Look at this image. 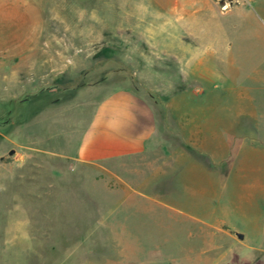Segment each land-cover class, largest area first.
<instances>
[{
  "label": "rangeland",
  "instance_id": "rangeland-1",
  "mask_svg": "<svg viewBox=\"0 0 264 264\" xmlns=\"http://www.w3.org/2000/svg\"><path fill=\"white\" fill-rule=\"evenodd\" d=\"M174 3L0 0V264H241L230 256L264 243V120L258 152L238 155L246 177L212 174L207 160L172 184L173 198L158 178L150 198L123 201L92 168L73 172L46 149L80 132L88 97L129 87L165 118L210 124L232 106L233 59L264 69L261 1ZM203 55L210 72L199 70ZM254 260L245 264H264L260 251Z\"/></svg>",
  "mask_w": 264,
  "mask_h": 264
},
{
  "label": "crops",
  "instance_id": "crops-1",
  "mask_svg": "<svg viewBox=\"0 0 264 264\" xmlns=\"http://www.w3.org/2000/svg\"><path fill=\"white\" fill-rule=\"evenodd\" d=\"M174 1V8L187 4L186 0ZM252 1L264 4V0ZM199 70L211 71L204 64V55ZM232 72V106H223L226 112L215 115V122L209 124L207 116L193 118L187 113L182 118L172 113L165 118L149 97L129 87H121L99 98L91 96L86 98V102L82 101V108L88 113L87 116L79 115L74 121L75 126H80V132L58 140L57 149H46L70 161L73 172L78 167L92 168L95 176H89L97 183H105L110 193L121 194L123 201L150 198L145 191L158 178H166L170 185L167 195L173 198L172 184L184 175L188 179V173L201 172L207 160L210 167L214 166L210 168L212 174L221 170L222 178L246 177L250 171L244 163L246 157L240 160L238 155L246 149L247 158L253 157L260 147L253 137L260 135L257 121L264 120V98L259 88L260 84L264 86V69H249L233 59ZM209 131L211 135L222 134L226 138L211 144L207 138ZM44 136L43 140L47 139ZM251 170L254 175L262 173L258 167ZM257 188L263 189L264 186L257 184ZM259 232L263 233L264 227ZM238 234L239 230H235L229 235L233 244L245 246V236L240 239ZM248 247V251L230 257H240V263L245 264L255 263L259 251L264 256V243L258 248ZM206 261L201 260L199 264H206ZM220 263L228 264L230 261L222 257L217 260V264Z\"/></svg>",
  "mask_w": 264,
  "mask_h": 264
},
{
  "label": "water",
  "instance_id": "water-1",
  "mask_svg": "<svg viewBox=\"0 0 264 264\" xmlns=\"http://www.w3.org/2000/svg\"><path fill=\"white\" fill-rule=\"evenodd\" d=\"M238 236L240 237V239L244 238V236L242 234H238Z\"/></svg>",
  "mask_w": 264,
  "mask_h": 264
}]
</instances>
